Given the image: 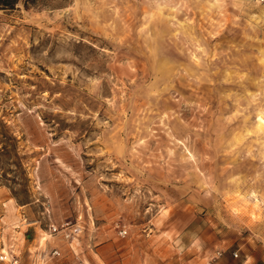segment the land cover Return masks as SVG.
Wrapping results in <instances>:
<instances>
[{
    "label": "rangeland",
    "instance_id": "1",
    "mask_svg": "<svg viewBox=\"0 0 264 264\" xmlns=\"http://www.w3.org/2000/svg\"><path fill=\"white\" fill-rule=\"evenodd\" d=\"M4 192L43 230L82 226L38 229L64 254L44 264H264V4L0 9V214Z\"/></svg>",
    "mask_w": 264,
    "mask_h": 264
},
{
    "label": "crops",
    "instance_id": "2",
    "mask_svg": "<svg viewBox=\"0 0 264 264\" xmlns=\"http://www.w3.org/2000/svg\"><path fill=\"white\" fill-rule=\"evenodd\" d=\"M1 208V220H2V232L3 235H11L12 230L18 235L16 243V255L19 256V264H33V261L37 260L39 253L38 247L35 246L34 242L37 236V230H44L38 224L37 220L27 218L26 205L19 204L16 199L8 192H4ZM6 223H9L8 225ZM17 226L15 228L14 226ZM12 228V229H11ZM39 242V240H38ZM15 244V243H14ZM38 245V244H37ZM86 246V245H85ZM84 246V248H85ZM52 244L48 243L47 248H53ZM80 252V251H79ZM230 260L229 255H223L216 264H224ZM247 262V259H245ZM243 260V264L244 261ZM59 261V260H58ZM61 261V260H60Z\"/></svg>",
    "mask_w": 264,
    "mask_h": 264
},
{
    "label": "built area",
    "instance_id": "3",
    "mask_svg": "<svg viewBox=\"0 0 264 264\" xmlns=\"http://www.w3.org/2000/svg\"><path fill=\"white\" fill-rule=\"evenodd\" d=\"M252 1L258 4H264V0H247ZM118 228V234L120 236H124L127 233V229L124 225L120 226L119 224L116 225ZM83 228L79 224L70 225L69 223H62L60 225H56L54 223H50L46 230H44V234L47 236H56L60 235V237L66 241L77 240L82 232ZM221 255L220 251H216L212 256L207 258L205 264H212L219 256ZM233 257H237V252L232 253ZM46 257L55 258L57 260H61L64 257L63 251L57 247L51 248L48 253H45V250H41L40 254L38 255L37 260L33 261V264H44ZM0 260L6 261L9 264H18V258L13 254V252L3 251L0 252ZM246 260L244 264H246ZM60 264H65L61 262ZM75 264H84L81 261L76 262Z\"/></svg>",
    "mask_w": 264,
    "mask_h": 264
},
{
    "label": "trees",
    "instance_id": "4",
    "mask_svg": "<svg viewBox=\"0 0 264 264\" xmlns=\"http://www.w3.org/2000/svg\"><path fill=\"white\" fill-rule=\"evenodd\" d=\"M19 1L20 0H0V9H13ZM33 2L34 0H23V4L25 7L31 5ZM13 197L16 198L17 201H19L15 195H13Z\"/></svg>",
    "mask_w": 264,
    "mask_h": 264
}]
</instances>
